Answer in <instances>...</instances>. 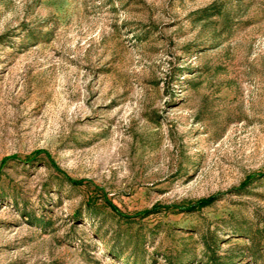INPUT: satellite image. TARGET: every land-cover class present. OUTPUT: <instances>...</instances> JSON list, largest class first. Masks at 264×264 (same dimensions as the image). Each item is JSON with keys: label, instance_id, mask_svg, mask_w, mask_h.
<instances>
[{"label": "rangeland", "instance_id": "374dc122", "mask_svg": "<svg viewBox=\"0 0 264 264\" xmlns=\"http://www.w3.org/2000/svg\"><path fill=\"white\" fill-rule=\"evenodd\" d=\"M0 264H264V0H0Z\"/></svg>", "mask_w": 264, "mask_h": 264}, {"label": "trees", "instance_id": "16d2710c", "mask_svg": "<svg viewBox=\"0 0 264 264\" xmlns=\"http://www.w3.org/2000/svg\"><path fill=\"white\" fill-rule=\"evenodd\" d=\"M211 201H212L211 199H205L200 201L196 206L197 207L207 206Z\"/></svg>", "mask_w": 264, "mask_h": 264}]
</instances>
